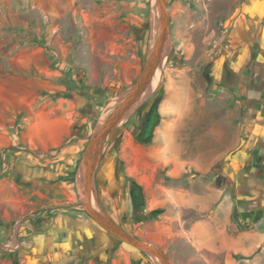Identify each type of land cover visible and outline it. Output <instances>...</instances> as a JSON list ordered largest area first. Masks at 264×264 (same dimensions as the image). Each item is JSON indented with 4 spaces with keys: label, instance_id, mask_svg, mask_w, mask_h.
<instances>
[{
    "label": "crops",
    "instance_id": "obj_1",
    "mask_svg": "<svg viewBox=\"0 0 264 264\" xmlns=\"http://www.w3.org/2000/svg\"><path fill=\"white\" fill-rule=\"evenodd\" d=\"M59 4L0 0V254L31 247L52 264H126L117 238L69 201L98 105L68 79L74 69L57 68L69 60L50 22ZM228 35L212 78L167 91L155 155L142 158L144 215L163 212L136 236L175 264H264V0H241Z\"/></svg>",
    "mask_w": 264,
    "mask_h": 264
},
{
    "label": "rangeland",
    "instance_id": "obj_2",
    "mask_svg": "<svg viewBox=\"0 0 264 264\" xmlns=\"http://www.w3.org/2000/svg\"><path fill=\"white\" fill-rule=\"evenodd\" d=\"M59 1L60 10L62 8L63 11L50 22L56 23L54 35L67 48L69 60L65 67H56L62 72L64 68L69 72L74 69V74L68 75V79L96 101L97 113L95 117L88 119L93 124L88 129L91 133L97 120L117 103L142 69L145 58L143 51L145 54L148 51L152 23L156 22L158 16L156 0ZM240 2L241 0L168 1L172 52L159 68L161 82L153 88L138 110L110 135L94 181V193L100 205L134 235H137V226L143 219H148L150 228L153 229L151 220L155 218L151 213L144 215L146 196L144 188L137 183L139 172L142 176L144 173L142 158L153 160L155 155L152 143L156 127L149 138L145 129L148 113L158 99L160 107L169 89H182L185 80L212 78L213 64L227 52L225 46L229 41V29L238 13ZM42 10L37 6L31 10L35 15V26L36 17L40 16ZM29 11L30 9L26 11L28 16ZM33 38L35 41L38 39L36 36ZM51 54L55 58L53 51ZM77 78H81L79 82ZM87 107L90 109L89 105ZM88 139L89 136L85 147ZM77 171L78 166L74 175L76 177ZM146 173L152 179L156 175L159 178L164 176V172L159 169L150 168ZM165 176L167 179L166 174ZM76 177L72 195L74 198L69 200L73 203L80 202ZM133 185L142 188L143 200L140 196L138 201H134ZM95 194L94 202L97 201ZM117 242L126 253V264H138V256H146L152 264H158L154 258L137 248L119 239ZM14 250L12 254L1 253L0 264H52L51 259L39 254L37 249L30 247L26 251L16 247Z\"/></svg>",
    "mask_w": 264,
    "mask_h": 264
},
{
    "label": "water",
    "instance_id": "obj_3",
    "mask_svg": "<svg viewBox=\"0 0 264 264\" xmlns=\"http://www.w3.org/2000/svg\"><path fill=\"white\" fill-rule=\"evenodd\" d=\"M169 0H156L157 20L152 23L149 48L143 56L144 64L132 85L124 91L117 103L108 113L99 118L92 128L85 150L82 154L76 183L79 190V206L99 226L122 242L157 259L158 264H175L171 256L159 246L146 242L125 229L99 203L94 193V181L100 165L106 143L110 135L128 120L151 94L152 82L157 70L164 64L172 52L171 14ZM155 33V34H154ZM93 194L97 200L95 207Z\"/></svg>",
    "mask_w": 264,
    "mask_h": 264
},
{
    "label": "trees",
    "instance_id": "obj_4",
    "mask_svg": "<svg viewBox=\"0 0 264 264\" xmlns=\"http://www.w3.org/2000/svg\"><path fill=\"white\" fill-rule=\"evenodd\" d=\"M159 103H160L159 99L156 100L150 109L151 116H150V121L147 127L148 135L154 130L155 126H157L160 121L161 116H160L159 109H158ZM141 189L142 188L140 186H137V185L132 186V195H133V199L135 202L138 201L137 199H139L140 196L142 199ZM162 212H163V209H156L151 212V215L156 217Z\"/></svg>",
    "mask_w": 264,
    "mask_h": 264
},
{
    "label": "bare ground",
    "instance_id": "obj_5",
    "mask_svg": "<svg viewBox=\"0 0 264 264\" xmlns=\"http://www.w3.org/2000/svg\"><path fill=\"white\" fill-rule=\"evenodd\" d=\"M161 79H162V76H161L160 71L158 69L157 72H156V74H155V76H154V78H153V82H152L153 87H152V90H153V88H156L160 84ZM93 203H94L95 207L97 208V205L95 204L94 199H93ZM155 260H156V262H158L157 259H155Z\"/></svg>",
    "mask_w": 264,
    "mask_h": 264
},
{
    "label": "flooded vegetation",
    "instance_id": "obj_6",
    "mask_svg": "<svg viewBox=\"0 0 264 264\" xmlns=\"http://www.w3.org/2000/svg\"><path fill=\"white\" fill-rule=\"evenodd\" d=\"M150 116H151V113H150V111H149V113H148V116H147V119H146V126H145V129L147 130V127H148V124H149V121H150ZM149 136H150V134H149Z\"/></svg>",
    "mask_w": 264,
    "mask_h": 264
}]
</instances>
